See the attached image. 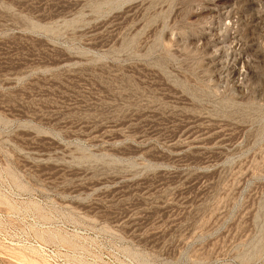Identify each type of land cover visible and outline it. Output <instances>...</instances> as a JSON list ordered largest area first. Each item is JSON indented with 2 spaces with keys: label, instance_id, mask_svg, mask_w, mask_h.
<instances>
[{
  "label": "rangeland",
  "instance_id": "obj_1",
  "mask_svg": "<svg viewBox=\"0 0 264 264\" xmlns=\"http://www.w3.org/2000/svg\"><path fill=\"white\" fill-rule=\"evenodd\" d=\"M0 264H264V0H0Z\"/></svg>",
  "mask_w": 264,
  "mask_h": 264
}]
</instances>
